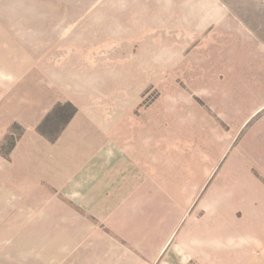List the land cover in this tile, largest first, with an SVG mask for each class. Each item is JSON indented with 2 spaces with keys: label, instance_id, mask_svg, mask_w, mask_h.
I'll return each mask as SVG.
<instances>
[{
  "label": "rangeland",
  "instance_id": "1",
  "mask_svg": "<svg viewBox=\"0 0 264 264\" xmlns=\"http://www.w3.org/2000/svg\"><path fill=\"white\" fill-rule=\"evenodd\" d=\"M256 48L264 50V0H0V264H32L19 260V237L51 201L84 213L62 187L85 180L60 181L55 154L40 160L31 131L51 148L83 106L101 108L111 123L130 114L141 119L178 86L229 129L184 74L202 68L223 77L215 63L253 64ZM114 128L100 130L106 141ZM204 183L190 214L206 213L199 205L211 198L214 182ZM39 198L44 207L35 206ZM230 201L246 219L247 193ZM245 228L235 232L233 249L218 248L217 264H264V238H249Z\"/></svg>",
  "mask_w": 264,
  "mask_h": 264
},
{
  "label": "crops",
  "instance_id": "2",
  "mask_svg": "<svg viewBox=\"0 0 264 264\" xmlns=\"http://www.w3.org/2000/svg\"><path fill=\"white\" fill-rule=\"evenodd\" d=\"M256 50L260 57L253 64L233 58L215 63L223 77L202 68L184 74L193 94L203 96L229 129L178 86L167 89L141 119L130 114L111 123L101 108L95 114L83 106L51 148L31 131L40 160L55 154L52 167L60 181L85 180L62 187L84 213L73 214L66 201H51L44 215L34 217L32 231L21 232L19 260L217 264L218 248L233 249L235 232L246 227L249 238H264V50ZM244 67L251 70L243 72ZM98 124L101 131L115 127L109 141ZM211 179V198L199 205L206 213L190 214L196 191ZM246 193L249 202L243 205L251 211L240 220L230 200ZM39 199L35 206L44 207V198Z\"/></svg>",
  "mask_w": 264,
  "mask_h": 264
},
{
  "label": "trees",
  "instance_id": "3",
  "mask_svg": "<svg viewBox=\"0 0 264 264\" xmlns=\"http://www.w3.org/2000/svg\"><path fill=\"white\" fill-rule=\"evenodd\" d=\"M42 126V125H41Z\"/></svg>",
  "mask_w": 264,
  "mask_h": 264
}]
</instances>
